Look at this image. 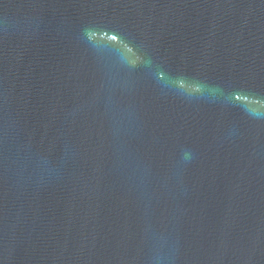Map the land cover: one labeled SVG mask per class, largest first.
<instances>
[{
	"label": "water",
	"instance_id": "water-1",
	"mask_svg": "<svg viewBox=\"0 0 264 264\" xmlns=\"http://www.w3.org/2000/svg\"><path fill=\"white\" fill-rule=\"evenodd\" d=\"M0 264H163L143 0H0Z\"/></svg>",
	"mask_w": 264,
	"mask_h": 264
}]
</instances>
